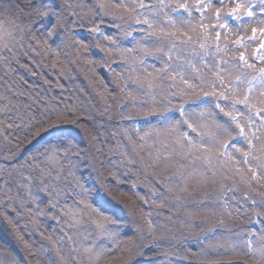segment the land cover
I'll list each match as a JSON object with an SVG mask.
<instances>
[{"label": "snow or ice", "instance_id": "obj_1", "mask_svg": "<svg viewBox=\"0 0 264 264\" xmlns=\"http://www.w3.org/2000/svg\"><path fill=\"white\" fill-rule=\"evenodd\" d=\"M13 7L24 10L10 3L0 12V46L14 54L6 39L13 33L5 27ZM27 7L30 19H55L43 25L46 38L32 34L53 68L61 46L54 47L47 37L58 28L71 42L76 61L88 49L73 34L81 19L75 8H87L89 31L97 34L94 46L103 53L99 63L109 68L116 85V115L134 122L121 125L127 145L111 150H119L121 159L105 162L97 155L102 149L89 151L98 138L95 125L83 119L84 110L52 104L39 116L29 115L24 131L32 138L31 150L17 163L0 166V175L19 177L15 191L8 179L0 184V231L34 264H138L137 258L150 253L157 255L144 264H184L190 257L197 264H264V0H94L75 6L62 0L59 10L49 0H29ZM97 20L115 22L131 47L105 34ZM133 22L141 27L133 28ZM135 31L143 35L138 39ZM252 45L255 49L246 55ZM148 58L161 66L149 64ZM115 61L121 70L112 67ZM89 82L95 83L91 77ZM100 95H107V86ZM105 104L101 115L110 111L106 99ZM125 109L134 111L126 115ZM82 140L88 148L81 147ZM81 153H86L83 167L95 173L103 192L83 182ZM129 174L134 179L125 191L122 176ZM139 184L148 186L150 195H141ZM125 196L123 207L134 225L127 237L116 207ZM142 205L167 208L168 215L160 221ZM42 216L56 220L62 233L41 232L47 247L27 239L28 229L20 225L26 217L39 231ZM233 220L248 225L233 230ZM82 224L106 243L81 238ZM0 264H21L7 240H0Z\"/></svg>", "mask_w": 264, "mask_h": 264}, {"label": "trees", "instance_id": "obj_2", "mask_svg": "<svg viewBox=\"0 0 264 264\" xmlns=\"http://www.w3.org/2000/svg\"><path fill=\"white\" fill-rule=\"evenodd\" d=\"M7 1L10 0H0V12H2L5 9V7L8 5ZM11 1L14 4L18 3L20 7L23 8L24 10L19 11L14 8L12 20L6 21L5 27L9 25L10 27L15 28L16 37L19 38V40L16 38L15 40L18 48L21 47L22 54L27 56L28 63L26 62L25 65L32 79L27 80L26 77H23L21 75V73L22 74L24 73L23 70L21 69L19 70L20 66L15 64V70L11 73V77H8V81H6V79L3 80L4 87L7 88L9 87L12 91V97H9V99L14 100L13 96L14 97L17 96L16 103H21L23 99L22 98L24 92L23 89H25L26 92H28V87L31 83L34 84V86H39L40 87L39 90L41 91L42 85H39V82L34 81L33 80L34 78L39 79L40 77L41 81L44 80V82L47 83L48 86H53L52 83L53 81L51 80L52 78H55L59 81L65 78L67 81L69 76H70L69 79L73 76L74 77L73 82H71V80L68 79L67 81L68 83L66 82V84L63 86L62 84H60V88H66L67 92L68 91L71 92L70 89L72 87L71 85L74 84L76 86L75 87L76 92L74 93L75 97H73V99H70V97H68L67 99L65 96L64 99L59 101L58 106L61 108L65 106H75L79 109L84 110L85 116L83 117V119L88 121L89 126H92L93 124L95 125V127L93 128V132L98 138L95 147L89 148V151L95 153V148L98 147L102 149V152L97 154L99 155V159L101 161H105V162L119 161L121 159V157L118 154L119 150L115 152L111 150L116 149L118 144L127 145L128 142L122 134L121 125L125 127H130L134 121L122 120L116 115L118 108L114 93V89L116 85L113 82V74L109 70V68L99 63V61H101L103 57V53L99 48L94 46L96 43L97 34L91 33L89 31V29L92 27L91 13L87 11V8H84L83 11L80 7L75 8V11H77L80 14L81 19L79 23H83L84 27H80L78 23L77 26L73 28V34L78 39L84 40L88 44V49L86 51L81 52V59L79 61L75 60L76 53L74 51V48L71 45L70 41L65 40L64 32L62 28H58L54 32L52 37H47L49 39V42L52 43L54 47L56 45L61 46L59 63L57 64L56 68H53L52 60L48 59L47 54L32 39V34L33 32H35L37 39L46 38L42 35L43 25L47 24L50 26L51 23L55 22V19L53 17L41 19L35 16H33L30 19L28 14L32 11V9L27 7L29 0H11ZM36 2H38V0H36ZM49 2L51 3L52 6H55L57 10H59V6L61 5L62 0H49ZM69 2L72 3L74 6L80 5L79 2H81V4L90 5L94 2V0H79V1L69 0ZM152 2L155 1L152 0ZM64 15L67 16L69 20L75 19V17H72L70 13L67 11H65ZM2 19L4 18L0 16V20ZM96 23L105 34L113 33L115 35V38H117L118 41L124 46L129 47L131 45L129 43V39L125 38L122 32L120 31V29L115 27V22L108 20L107 23L100 24L99 21L97 20ZM132 27L139 29L141 25H136L133 22ZM140 33L142 32L135 31L133 32V35L137 36ZM101 42L107 44V42L103 41L102 38H101ZM36 55H38L39 61L38 59L35 60ZM85 60H91L95 63L88 64L85 62ZM40 63L41 65H39ZM112 67H118V62H112ZM93 70H96L97 73H94L95 71L93 73L92 72L90 73V71ZM89 77H91L95 83H90ZM105 86H107V95L104 98H102L100 93L104 91ZM34 97L35 96L29 98L32 105L28 107V109L31 108L33 109L30 112V115L39 116L40 112L44 110L40 104L42 100H39L36 97L37 98L36 103L33 104L32 99ZM105 99L107 100L108 105H110L111 107L108 113L101 115V113L104 112V109L107 106L105 104ZM46 100L48 101L47 98ZM72 100H75L76 102L74 103V101ZM5 101H7L6 98L1 95L0 120L4 121V123L0 125V166L7 167L10 166L11 163H17L19 160H22L25 156L28 155L29 151L31 150V144L29 143V141L32 140V138L30 136H25L24 129H17L15 120L13 118L7 117L5 112H1L2 107L5 106L4 104ZM82 102L83 105L81 106ZM88 104H90L91 108L87 106ZM132 111L134 110L132 109L124 110L126 115L128 112H132ZM109 115L112 116L111 120L108 119ZM136 119L141 121V124L143 123L141 116H137ZM9 124H11L12 126L9 127ZM5 137H7V139H5ZM32 142L34 143V141ZM81 147L88 148V144L86 140L81 141ZM10 156H15L17 159L11 161L5 159V157H10ZM85 156L86 153H81V156L79 157V160L81 161V165H82L81 171L85 173V175H87L84 183L87 184L88 182V184L91 187L95 186L97 190L103 192L95 173L83 167V161L85 159ZM25 175H27V171L25 172ZM105 175L107 176V174ZM107 178L111 179V177H107ZM5 179L9 180V186L13 188V191H15L16 181L19 179L18 175L15 172H13L12 176L9 178L7 177V173L5 172L4 174L0 175V184H3V181ZM69 179L71 178L69 177ZM141 179L143 178L141 177ZM120 187H122L125 191H128L131 187L130 181H125L123 184L120 185ZM156 187L159 189L160 192H164V189L161 185H156ZM137 190L141 193V195H150L149 187L145 186L144 184H139ZM67 202L72 203V200L69 199ZM139 206L141 205H138L137 207ZM142 206L145 207L146 210L152 211L154 218L157 217L155 215V209H151L152 206L151 207H149L148 205H142ZM164 210L168 212L167 208H164ZM129 218L132 221V217L130 215ZM20 225L22 227L24 226L27 227L28 231L26 232V238L35 241L37 246H39L41 243H43L46 247L48 246V241L40 235L41 232H44L45 235L49 233L54 234L53 229L51 230V228L48 225H45L42 222L40 223L41 227L39 231H37L34 225L28 223L26 217L20 218ZM247 225H248V221H241V220L230 221V226L233 230H237L241 227H247ZM256 227H260V225H256ZM217 231L222 232L224 230L218 229ZM126 232L131 233V235H133L134 225L132 223H130L126 227ZM0 240H7L8 243L13 244V251L20 258L21 264H34V260L30 259L26 255L23 248L15 245L14 242L11 240V238L5 235L3 231H0ZM153 256H156V254L150 253L145 257L137 258L138 264H144V261L152 258ZM190 262L195 263L196 262L195 258L190 257L189 260L184 261V264H192ZM248 264H252V262L249 261Z\"/></svg>", "mask_w": 264, "mask_h": 264}, {"label": "rangeland", "instance_id": "obj_3", "mask_svg": "<svg viewBox=\"0 0 264 264\" xmlns=\"http://www.w3.org/2000/svg\"><path fill=\"white\" fill-rule=\"evenodd\" d=\"M77 1H79V0H77ZM7 2H8V5L10 3L14 4V3H12L11 0L7 1ZM79 4L81 5V2H79ZM13 11H14V7L11 8L12 15H13ZM83 15H85V14H83ZM107 22H105V23H107ZM6 28L13 33V36L11 38H6V39H10L11 44L14 45V54L6 52L2 48V46H0V96L2 95L7 100L4 102L5 106L2 107L1 112H5L7 117L13 118L15 120L17 129H24L25 122L27 121V118L30 115V112L33 110L32 108L28 109V107H30L32 105V103L29 99L30 97L35 96L32 99L33 104L36 103L37 98L39 100H42V102L40 104H41V107L44 109L46 105H52V104L59 105V101L64 99L65 96L67 99H68V97H70V99H73V97H75L74 93L76 92L75 91L76 86L74 84L71 85L72 86L70 88L71 92H69V91L67 92L66 88H60V84H62V86L65 85L70 76L68 77L67 81L65 78H63L61 81H59L55 78H52L51 80L53 81L52 82L53 86H48L47 83H45L44 80L41 81V79L39 77V79L34 78L33 80L36 82H39V85H42L41 91H43V92H41L39 90V88H40L39 86H34V84L31 83L28 87V92H26V90L23 89L24 92H23V97H22L23 99H22L21 103H16L17 102L16 101L17 96H15V97L13 96V99L15 100V102H14V100L9 99V97H12V91L9 87L8 88L4 87V81L3 80L6 79V81H8V77H11V73L15 70V64L20 66L19 70L20 69L23 70L24 73L23 74L21 73V75L23 77H26L27 80L32 79V78L30 76L28 69L26 68V65H25L26 62L28 63L27 56L23 55L22 51H21V47L18 48V46H17L15 38L18 40H19V38L16 37L15 28L10 27L9 25L6 26ZM2 32H3V29H1L0 34H2ZM106 34L115 37V35L113 33H106ZM142 35H143V33H140L136 37L139 39ZM129 47H131V45ZM255 47H256V45H252V47L249 49V52L246 53V55H251V52L253 49H255ZM37 59L39 61L38 55H36V57H35V60H37ZM115 62H118V61H115ZM58 63H59V59H58ZM148 63L149 64L155 63L157 67L161 66L160 63L157 62L153 58H148ZM39 65H41V63ZM117 70H121V69L119 67H117ZM91 72L97 73L96 70L90 71V73ZM27 76H30V77H27ZM37 80H39V81H37ZM69 80H71V82H73L74 77L72 76ZM105 83H106V81H105ZM9 84H12V83H9ZM35 84H37V83H35ZM38 95H39V97H38ZM46 98L48 99L49 102L46 100ZM143 99L146 100L147 97H144ZM72 101H74V103L76 102L75 100H72ZM82 105H83V102L81 103V106ZM87 106L90 107V104H88ZM74 159H76V158L74 157ZM116 169H118L119 172H121V173L124 171L122 168L118 167V164L116 165ZM86 177H87V175H85V173H84L83 182L86 180ZM122 179L124 181H131L133 179V177L129 174L126 177L122 176ZM85 185L87 187H91L88 184V182H87V184L85 183ZM41 195L43 196V193H41ZM119 199L122 201V203L117 204L116 207L121 210L120 211V219L123 221L124 235H125V237L131 236V233L126 232V227L131 223V220L129 218V214H128L127 209H125L123 207V205L128 201V197H126V196L120 197ZM62 203H63V198H62ZM68 203L71 204V202H68ZM153 206L151 207V209H155V215L157 212L163 211V213H164L163 216L155 217L156 219L163 221L166 217V214L168 215V212H166L164 209L161 210L158 207H155V205H153ZM54 211L58 212L59 209H56ZM85 219H87V217H85ZM41 222L44 223L45 225H48L51 228V230L52 229L55 230V232L53 234L54 236L62 235V233L60 231V225L57 223L56 220H53L50 216L40 217V223ZM257 228H259V227H257ZM79 232L81 233V238H83L84 236L87 237V241L95 240L97 242V244L106 243V239L103 237H99L96 234V232L92 230L91 226L88 224L80 225L79 226ZM164 247H167V245H165ZM155 254L157 255V253H155ZM171 258L173 260H176L175 256H172ZM190 263L197 264V262H195V263L190 262Z\"/></svg>", "mask_w": 264, "mask_h": 264}]
</instances>
